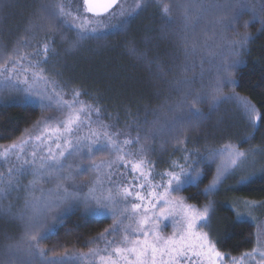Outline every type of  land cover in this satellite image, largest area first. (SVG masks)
Here are the masks:
<instances>
[{
	"label": "trees",
	"instance_id": "obj_1",
	"mask_svg": "<svg viewBox=\"0 0 264 264\" xmlns=\"http://www.w3.org/2000/svg\"><path fill=\"white\" fill-rule=\"evenodd\" d=\"M60 2L0 0V68L20 51L48 41V65L59 81L106 119L140 133L158 171L191 150L239 140V147L260 153L259 174L245 183L230 177L208 193L214 167L205 165L201 178L181 190L191 205L210 204L206 231L220 252L250 251L254 222L240 218L235 208L251 202L264 216V0H140L132 15L84 39L62 19ZM225 95L246 99L262 118L249 124L224 101L212 105ZM198 99L194 107L205 118L191 121L188 112ZM45 112L38 103L1 101L0 145L17 141ZM18 206L0 211V264H48L58 262L51 258L87 252L113 221L79 205L52 226L43 219L29 228L26 219L15 216ZM29 234L37 236L44 257L27 255L29 245L37 243Z\"/></svg>",
	"mask_w": 264,
	"mask_h": 264
},
{
	"label": "rangeland",
	"instance_id": "obj_2",
	"mask_svg": "<svg viewBox=\"0 0 264 264\" xmlns=\"http://www.w3.org/2000/svg\"><path fill=\"white\" fill-rule=\"evenodd\" d=\"M139 2L140 0H120L111 13L102 17L88 16L82 0H61L59 6L64 9L65 14L61 17L66 25L80 37V25L85 18L92 21L85 25L87 29L96 28L95 33L89 31L88 35H98L111 29L116 22L128 16ZM45 44L48 45L47 53L44 51ZM49 53L50 43L47 41L42 43L40 48L33 47L28 52L20 51V54L0 68V102L15 98L44 105L46 109V114L17 141L0 145V188L4 189L3 193H0V211H6V206L10 208L18 203V209L14 212L15 216L23 217L29 223L38 222V224L44 219L52 226L58 217L73 208H79L80 205L91 215L106 216L113 220L111 226L94 241L89 251L64 254L59 258H51L52 260L56 259L58 262L67 264H102L100 257L108 255L119 260L120 258L114 255L113 249L128 246L125 236L129 239L135 238L133 233L141 231L140 221L146 216L150 220L147 226L148 231L165 238L173 237L175 234L182 233L184 212L188 207L196 211L208 208L206 223L200 222L196 228L197 232L207 233L210 204H204L202 207L191 205L181 195V190L201 178L205 165L214 167L213 176L207 188L214 182L215 188L208 193L216 191L230 177L234 178L237 184H241L259 174L255 167L261 161V154L239 147L242 142L240 140L213 149L191 150L187 153L188 155L183 154L182 159H173L165 170L158 171L154 168L149 156V147L141 138L140 133L132 132L125 126H118L114 119H106L103 113L100 111L97 113L92 107L91 111L81 114L83 123L73 135L62 136L57 141L56 137L50 135L46 129L54 128L66 117L68 110L60 99L68 101L75 99L83 102L85 106L90 105L86 103L80 92L68 88L59 81L57 75H54L48 65ZM5 67L7 71L4 70ZM25 78L28 84L22 82ZM29 85L32 86L31 92L24 91ZM75 93H79V96H75ZM215 99L224 101L225 107H231L233 113L238 114L244 121L256 124L257 120L253 121L246 110L245 105L253 108L246 99L235 95H225ZM212 105H214V100ZM76 107L79 108L80 104ZM255 114L257 115L256 110ZM176 133L173 134L174 140L178 139ZM37 136H41L42 142L36 140ZM65 138L72 140L73 144L68 147L65 157L61 158L64 168L59 173L46 175L33 183L35 179L33 173L40 163V158L48 155L46 149L51 147L53 154L58 156V152L64 150ZM22 141L27 142L23 144V151L19 147L16 149L11 147L13 144H21ZM56 142L61 144V149L56 148ZM102 145L105 147H101ZM115 145L119 146V151L115 150ZM74 148L77 150L73 151ZM33 151L37 153L35 158L31 155ZM237 151L244 155L237 158L233 165L229 162L230 153ZM68 152L73 154L68 155ZM120 157L124 158L123 161ZM26 160L29 161L28 164H25ZM132 163H142L141 169L133 172ZM193 169L195 171H192ZM182 170L191 172L195 180L184 183L179 188L173 182L172 187L168 188L166 197L170 204L158 203L153 208L152 203H155V198L149 193H163L171 178L169 174L180 175ZM140 172L145 174V178H140ZM138 184H143L144 187H136ZM160 185L162 186L156 187ZM125 188L129 189L132 195H125ZM65 189L68 193H74L75 196L60 203L59 207L44 208V204L55 201L58 194H63ZM137 192L144 199H137ZM109 193L113 197L112 201L105 199L103 204L97 203L98 199L106 198ZM133 204H140L141 208L134 211ZM160 208L165 210L164 217H160ZM235 209L240 218H247L254 222L255 244L250 251L236 256L220 252L215 246L224 257L218 264H264V216L260 217L263 213L261 212L262 207L251 202H239ZM154 215L159 219H152ZM208 239L214 244L209 236ZM195 259L184 260L180 264H194ZM120 264H123V261H120ZM203 264H206V261Z\"/></svg>",
	"mask_w": 264,
	"mask_h": 264
},
{
	"label": "snow or ice",
	"instance_id": "obj_3",
	"mask_svg": "<svg viewBox=\"0 0 264 264\" xmlns=\"http://www.w3.org/2000/svg\"><path fill=\"white\" fill-rule=\"evenodd\" d=\"M84 5L86 6V11L92 13L96 17L103 16L105 13H108L111 9L118 6L119 0H83ZM59 7L60 15H64V9L62 6ZM163 11L167 14L169 12V8L167 5L163 7ZM123 15V11L121 12ZM129 15H132L131 13ZM187 18V17H186ZM92 23V21L85 18L83 23L80 25V38L84 39L87 38L89 31L92 33L96 32V28L87 29L85 25ZM44 51L47 53L48 45H44ZM133 54H137V49L132 48L130 50ZM140 58H145L144 54H139ZM7 71L8 69L5 67L4 69ZM14 70V66H13ZM26 71V69H25ZM24 84H28L27 78L22 81ZM187 83V81H186ZM32 86L29 85L28 88L24 89V91L31 92ZM217 91H219L217 89ZM75 96H79V93H75ZM43 98V97H42ZM50 99V98H49ZM228 99V97H225ZM60 102L63 106L68 110L66 117L63 121H61L58 125L54 128L46 129L50 133V135H54L59 141L60 137L64 136H71L74 132L78 129L80 124L83 123L81 119V114L86 113V111H91V106H85L83 102L73 99L72 101L64 100L63 98L60 99ZM199 102V99L193 103V107L189 109L188 115L191 121H200L204 119V114L200 112L199 109L194 107V104ZM222 100L214 99V106L221 103ZM80 104V107L77 108L76 105ZM246 110L248 111L250 118L253 121L260 120L262 117L255 114V110L251 108L250 105H245ZM97 113L99 110H95ZM95 135V134H94ZM37 141L42 142L41 136L36 137ZM27 143L26 141H22L21 144H13L11 147L13 149L20 148L23 151V144ZM79 143V142H77ZM126 143H128L126 141ZM73 144V141L70 139H64V150H60L58 152V156L53 154L51 147L46 149L47 157H41L40 163L36 167L33 175L35 177L33 183L39 181L44 176L52 175L53 173H59L64 168V163H62V159L65 157V152L67 151L68 147ZM101 147H105L102 145ZM115 150L119 151V146L115 145ZM56 148L61 149V144L56 142ZM77 149H73L76 151ZM100 150V149H97ZM91 152V148L89 149ZM72 152H68V155H72ZM32 157L35 158L37 153L33 151L31 153ZM214 155V154H213ZM244 153L242 152H234L230 153V163L235 164L236 159L243 156ZM121 161H123V157H120ZM29 161H25V164H28ZM132 171L137 172L141 169L142 163H132ZM11 172V169L9 170ZM192 171H195L193 169ZM170 179L168 181V186L163 193L151 192L149 193L150 196L155 198V203H152V207L155 208L158 203H162L164 205L170 204V201L166 198L168 195V188L172 187L173 182L179 188L180 185L184 183L193 182L195 177L192 175L191 172H184L181 171L180 175L175 173H171ZM183 177V179H182ZM63 178V177H60ZM140 178H145V174L140 172ZM11 183V180H9ZM156 186V187H161ZM136 187L143 188V184H138ZM215 188V182L209 186V188L205 189L206 192H210ZM4 189L0 188V193H3ZM125 195H132V192L125 188L124 189ZM75 196L74 193H68L65 189L63 194H58L57 199L55 201L49 202L44 204V208H55L59 207L60 203L70 200ZM137 199H144L140 196L139 192L136 193ZM112 201L113 197L111 193L106 198L98 199V204H103L104 200ZM151 203V202H150ZM106 207V205H104ZM141 208L140 204H133L132 209L138 210ZM34 215H38V213H34ZM165 216L164 208H160V217ZM23 218V217H21ZM166 218V217H165ZM154 220H158L159 217L153 216ZM208 219V208H204L203 211H196L195 209L188 207L184 212L183 218V231L180 234H175L173 237H161L155 232H150L147 230V226L150 223L149 218L146 216L143 220L140 221L141 231L138 233H133L135 238L129 239L128 236H125V241L128 246L124 247H116L113 249V253L116 257L120 259H114L112 255H108L107 257L101 256L102 264H120V261H123V264H180L181 261L184 260H193L195 259L194 264H203L206 261V264H218V262L224 259L223 254L216 250L214 244L208 239L207 233H200L196 231V228L200 222H205ZM38 227V223H29V228ZM41 239L43 237H40ZM29 239L32 241H37L36 235L29 234ZM11 247V246H10ZM17 251H19V247L17 246ZM27 255L29 257H44L45 253L42 249L38 247V241L36 244H30L27 249ZM29 264L31 262L29 261ZM48 264H58V262L49 261Z\"/></svg>",
	"mask_w": 264,
	"mask_h": 264
},
{
	"label": "water",
	"instance_id": "obj_4",
	"mask_svg": "<svg viewBox=\"0 0 264 264\" xmlns=\"http://www.w3.org/2000/svg\"><path fill=\"white\" fill-rule=\"evenodd\" d=\"M119 2H120V0H119ZM82 4H83L84 10H85V12H86V14H87L88 16L96 17V16H94L92 13H89V12L86 11V6L84 5L83 0H82ZM118 4H119V3H118ZM116 7H117V6H116ZM116 7H114L113 9H111L108 13H105L103 16H105V15L111 13ZM100 17H102V16H100Z\"/></svg>",
	"mask_w": 264,
	"mask_h": 264
}]
</instances>
